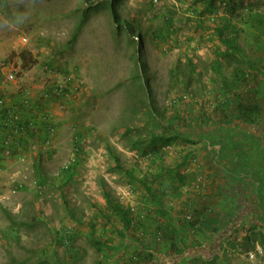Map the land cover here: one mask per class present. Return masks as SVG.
I'll return each mask as SVG.
<instances>
[{"label": "rangeland", "instance_id": "obj_1", "mask_svg": "<svg viewBox=\"0 0 264 264\" xmlns=\"http://www.w3.org/2000/svg\"><path fill=\"white\" fill-rule=\"evenodd\" d=\"M16 58L34 95L12 93L38 119L10 156L0 133V264H177L190 246L179 264H264L242 181L264 168V0H0V61ZM67 73L83 90L44 107L39 85ZM255 103L247 133L240 105ZM226 201L244 215L222 236Z\"/></svg>", "mask_w": 264, "mask_h": 264}, {"label": "built area", "instance_id": "obj_2", "mask_svg": "<svg viewBox=\"0 0 264 264\" xmlns=\"http://www.w3.org/2000/svg\"><path fill=\"white\" fill-rule=\"evenodd\" d=\"M151 2L157 6L160 0H151ZM23 43L28 44L29 40L24 38ZM21 71L18 58L0 61V133L4 134L1 140V147L5 156H10L17 149L20 136L26 130L28 131L27 128H30L34 121L38 119L37 110L34 109L28 100L16 105H10L8 102L7 97L15 91H19L20 95H33V91L28 88L21 90ZM52 76L55 79L52 80L51 77L50 81L39 85L41 95H43L41 101L46 108L51 107L59 98L80 94L84 88V80L74 76V74L67 73L57 77L55 75ZM33 90H36L35 86ZM43 116L44 118L40 119L46 122L48 120L47 114Z\"/></svg>", "mask_w": 264, "mask_h": 264}, {"label": "trees", "instance_id": "obj_3", "mask_svg": "<svg viewBox=\"0 0 264 264\" xmlns=\"http://www.w3.org/2000/svg\"><path fill=\"white\" fill-rule=\"evenodd\" d=\"M106 1L107 2H114V1H117V0H106ZM113 12H114L115 20H116L115 22H117V18H118L117 10L114 9ZM229 29H230L229 26H226L224 28L223 32L220 31L219 34H220V40L224 44H226V45L231 47L232 46V42H231V39L229 37V35H230ZM140 44L141 43L138 42V46H140ZM235 51L237 53V50H235ZM150 102L152 103L151 100H150ZM151 108H152V112L154 111V113H157V111L155 110V108H153V106H151ZM240 108H241V112L242 113L240 114L241 117L239 119V122H237V123H239L238 125L240 127L246 128L245 130H248V129L252 130L251 126H254V125H257L258 127H260V125H261V122H260V116L261 115L260 114L262 113V109L259 107V105L257 103H255L254 105H250V106H247V104L246 105H240ZM190 159H191V157L185 158L182 164L185 165ZM119 168L123 169L121 165H119ZM252 168H254V167H251L250 169H252ZM262 170H263V168L261 169V171ZM262 173H263V171L260 172V174H262ZM247 174L250 176L251 175V170H249L248 173L245 174V176H247ZM257 178H258V180H260V183L263 186L264 185V176L263 175H258ZM185 179H186L185 176H181L180 177V182L183 183ZM191 179H193V181H195L196 180V175L191 176ZM233 188H235V187H233ZM233 197L235 198V199L233 198V200L236 201V194H233ZM106 199H107L108 205L111 207V209H113L120 216L121 222H122L123 227H124L123 236H125V238H127L128 232L130 231V229L132 227V223H133V221L131 219V212L129 210L123 209V207L119 203L114 201V199L112 198V196L110 194V191H107ZM233 200H231V201H233ZM234 201H233V203H235ZM231 204L232 203H230L229 201H226L225 203L223 202V204H221L222 208L220 209L221 210L220 212H222L223 215H227V216L231 215V212L233 211V209H231V207H230ZM256 209H257L256 213H258L257 218L259 217V220L264 221L262 210L260 208H256ZM259 213H262V215L260 216ZM243 215H244V213L241 214V215H240V213L237 214V215H233L232 214L230 216V219H226L228 221H226V224H224L225 227L223 228V230L218 231V233H220V235H222V236L224 234L225 235L228 234V233L230 234L232 232L231 230H233V229L235 230L237 228L236 226L238 225V223H236V222H237V220H240V217H242ZM251 228L252 229L256 228V225L252 224ZM234 230H233V232H234ZM218 240H222V238H220V239H218V238L217 239H212L209 242V244H211V243H213L215 241H218ZM248 240H249V238H248ZM220 243H221V241L219 242L218 246L221 245ZM103 244H104L103 241H101V245H103ZM218 246H217V248H218ZM217 248H216V251H217ZM213 249H214V247H213ZM187 250L188 251L190 250V252H192V253H189V254H191V255H189L190 257H195V256L199 255V254H196L197 253V252H195L196 249H194L193 247L190 246L184 252L176 253L177 255H175L174 257H175V260L177 261V264H179V262L182 259L185 258V254L184 253H186ZM146 252H147L148 255H150L151 262L155 263V260H156V257H157L155 255V252L154 251H146ZM206 262H208L210 264H213L214 261L210 260V261H206ZM12 264H18V263L16 261H13Z\"/></svg>", "mask_w": 264, "mask_h": 264}, {"label": "crops", "instance_id": "obj_4", "mask_svg": "<svg viewBox=\"0 0 264 264\" xmlns=\"http://www.w3.org/2000/svg\"><path fill=\"white\" fill-rule=\"evenodd\" d=\"M40 95H41V92H40ZM7 98H8V102H9L10 105H12V104L16 105V103H17V101L19 99V97H17V95H14V93L12 95H9ZM251 131H253V129ZM246 132L248 133L249 131L246 130ZM235 143L236 142H234V141H229L228 140V142L224 146V148H227V153H232L233 152L236 156H238L239 152H237V151H239L241 149V146H234V145H236ZM260 144H261V148H264V147H262V143H259V145ZM252 147H253V145H252ZM221 148H223V147L222 146H218L219 151H220ZM257 167H254V168L257 169L258 172L261 171L260 167H258V168ZM254 168L248 169V170H251V175L249 176L247 174V176H243L242 181L244 182V186L245 187H247V185H248V188L250 189V192L248 191V193L250 194V196H252L251 198L247 199L250 203H245V205L253 206L255 208V210H257L256 208H260V204L257 203L258 201H257V199H255V197H256V192L255 191H256V188L262 189L263 190V195H264V185L262 186L261 183H260V180H258L257 176L259 174H255L256 170H254ZM262 171H263V173L260 174V175L264 176V168H263Z\"/></svg>", "mask_w": 264, "mask_h": 264}]
</instances>
